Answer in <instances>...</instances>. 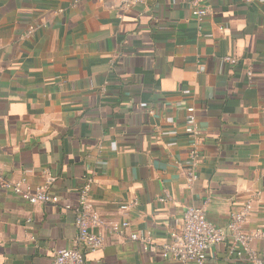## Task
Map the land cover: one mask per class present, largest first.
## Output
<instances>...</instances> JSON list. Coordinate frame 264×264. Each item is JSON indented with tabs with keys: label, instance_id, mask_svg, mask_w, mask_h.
Segmentation results:
<instances>
[{
	"label": "crops",
	"instance_id": "0c3cea01",
	"mask_svg": "<svg viewBox=\"0 0 264 264\" xmlns=\"http://www.w3.org/2000/svg\"><path fill=\"white\" fill-rule=\"evenodd\" d=\"M193 1L0 0V167L34 188L48 172L61 200L32 205L0 185V264H53L74 246L64 207L90 174L93 208L131 226L105 232L86 264H170L131 235L161 248L190 206L227 228L251 200L244 230H264V0H197L211 10L202 24ZM188 105L202 139L192 187ZM231 245L207 264H249ZM254 246L264 260V238Z\"/></svg>",
	"mask_w": 264,
	"mask_h": 264
},
{
	"label": "built area",
	"instance_id": "2783aa9c",
	"mask_svg": "<svg viewBox=\"0 0 264 264\" xmlns=\"http://www.w3.org/2000/svg\"><path fill=\"white\" fill-rule=\"evenodd\" d=\"M103 1V0H102ZM122 3L127 7L144 5L148 0H110ZM253 3L255 0H242ZM192 14L199 24L211 14L210 8L202 6L197 0L191 4ZM222 62L229 65L237 64L235 57H223ZM253 70L248 71L249 79H253ZM186 114L185 130L191 140V149L185 168L187 186L192 187L198 180V167L200 159V144L202 142L196 110L193 106H184ZM47 178L42 186L31 187L26 178L18 181L5 179L0 167V185L11 191L16 197L22 198L32 205L60 203L59 196L55 195L51 186L54 178L46 173ZM95 180L92 174L85 176L79 194L78 206L66 205L64 208L76 214L77 235L74 246L58 251L53 264H86L85 254L96 252L105 244V232L121 233L129 229L128 221L107 222L92 206L91 192ZM253 201L249 200L240 211L232 212L227 228H221L207 219L205 206H190L186 209L181 224L172 234L171 240L161 248L151 245L148 235L134 233L131 239L148 247L152 253H160L161 256L170 259V264H207L208 252L212 246L224 243L231 239V254L239 257L245 256L249 264H264L262 256L254 246V243L264 238V230L258 229L246 232L244 224L252 211ZM137 202L124 204L121 210L128 211L136 206Z\"/></svg>",
	"mask_w": 264,
	"mask_h": 264
},
{
	"label": "trees",
	"instance_id": "16d2710c",
	"mask_svg": "<svg viewBox=\"0 0 264 264\" xmlns=\"http://www.w3.org/2000/svg\"><path fill=\"white\" fill-rule=\"evenodd\" d=\"M254 75V74H253Z\"/></svg>",
	"mask_w": 264,
	"mask_h": 264
}]
</instances>
